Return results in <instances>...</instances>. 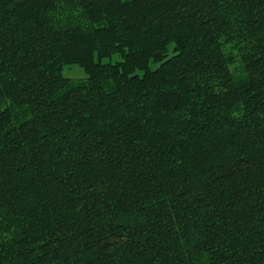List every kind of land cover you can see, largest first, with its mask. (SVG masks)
<instances>
[{
  "label": "trees",
  "instance_id": "trees-1",
  "mask_svg": "<svg viewBox=\"0 0 264 264\" xmlns=\"http://www.w3.org/2000/svg\"><path fill=\"white\" fill-rule=\"evenodd\" d=\"M0 264H264V0H0Z\"/></svg>",
  "mask_w": 264,
  "mask_h": 264
},
{
  "label": "rangeland",
  "instance_id": "rangeland-1",
  "mask_svg": "<svg viewBox=\"0 0 264 264\" xmlns=\"http://www.w3.org/2000/svg\"><path fill=\"white\" fill-rule=\"evenodd\" d=\"M226 48L229 52L231 51L232 63L230 64V69L232 73L237 80L244 79L241 63L237 57L236 51L233 52L234 49L231 45H227ZM110 60L115 62L120 60V58L117 55H114ZM62 75L66 78H71L74 81H81L87 77L84 69L78 65L64 66L62 69Z\"/></svg>",
  "mask_w": 264,
  "mask_h": 264
}]
</instances>
